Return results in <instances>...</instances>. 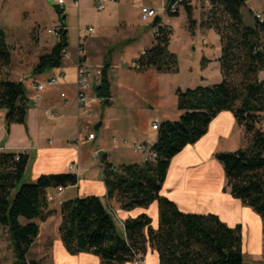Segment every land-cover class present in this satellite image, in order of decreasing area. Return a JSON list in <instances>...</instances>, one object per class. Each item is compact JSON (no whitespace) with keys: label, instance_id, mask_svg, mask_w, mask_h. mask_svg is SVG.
<instances>
[{"label":"trees","instance_id":"1","mask_svg":"<svg viewBox=\"0 0 264 264\" xmlns=\"http://www.w3.org/2000/svg\"><path fill=\"white\" fill-rule=\"evenodd\" d=\"M178 1L185 6L193 31L196 20L188 0H168L166 5L169 8ZM202 1L209 10L201 25L214 29L220 37L222 80L177 90L181 114L177 120L160 123L152 147L157 153L154 160L117 166L103 158L108 199H115L125 210L148 207L157 201L158 226L154 227L152 218L142 213L123 221L121 232L108 202L98 195L77 196L60 206L59 232L70 253L89 252L99 256L101 264H125L138 253L146 255L151 247L157 251L160 264H244L241 224L232 227L214 213L183 211L161 194L171 160L201 139L218 113L232 111L245 131L248 146L215 154L225 171L224 190L264 220V79L259 78L264 71V22H245L241 9L247 0ZM169 12L178 15L179 11ZM62 26L60 39L51 52L40 56L34 74L63 64L62 50L69 41L64 22ZM157 26L154 45L135 59V68L176 73L178 59L169 48L172 27L162 21ZM10 62L11 47L0 27V109L6 111L7 129L13 123L27 126L29 109L23 81L4 74ZM108 68L104 67L97 87L98 96L104 99L111 94ZM28 163L26 153L0 151V253L2 236L8 232L15 264H43L29 257L40 233L35 219L45 221L54 212L48 202L50 193L60 186L76 185L79 178L72 173L43 174L35 182H22Z\"/></svg>","mask_w":264,"mask_h":264},{"label":"crops","instance_id":"2","mask_svg":"<svg viewBox=\"0 0 264 264\" xmlns=\"http://www.w3.org/2000/svg\"><path fill=\"white\" fill-rule=\"evenodd\" d=\"M49 1L53 6H56L53 0ZM78 1V7L74 5L75 0H69V4H71L72 8L78 9L80 15L84 1ZM124 1L126 3H131V5L138 10L140 5L147 4L143 2L140 3L138 0ZM167 1L168 0H164L163 2L167 3ZM67 2L68 0H66L65 5H67ZM109 3L118 5L124 2ZM257 8L261 9L264 13V5H259ZM13 13H15V9H12V3L9 2V0H0V27H2L6 33L7 29L14 27L12 25L15 20ZM121 18H123V15H121ZM162 19V24L170 25L168 19ZM120 20L122 22L121 28L123 29L124 26L126 27L127 32L130 31L127 28L125 20ZM254 22L255 20L253 19V22L246 23L253 24ZM64 24L68 31L66 22H64ZM150 25L153 26L152 23H150ZM79 27H82L80 23ZM194 30L192 32H194ZM93 32H95V30ZM93 32L85 33L83 38L88 61L87 48H90L89 51H94H92L93 57H91L92 61L90 63L104 59L105 56L102 57L100 55L99 46L103 48L102 44L111 41V37L117 39L120 38L118 32V35H115L113 32L114 34L108 33L98 37L90 36ZM140 32L141 34L137 40H141L143 36L142 31ZM121 34H124V32ZM216 35L218 36V41L216 39V41L212 42L210 45L200 48L198 56H195L197 71L192 73V76L196 79L189 87L209 85L222 80L223 75L219 61L221 55V42L219 34L216 33ZM150 42V45L141 48L139 55L136 56V58L154 45V40ZM76 46L71 47L68 45L69 57L63 60V64L60 67L52 68L39 74L33 73L31 75L23 74L22 77H9L16 81L21 80L25 85L26 94L29 98L27 126L13 123L10 125L9 129H7L6 111L0 109V113L2 114L0 117V151L23 152L29 155V163L24 175L27 182H35L43 174H76L79 181L76 185L64 188V191L61 194V198L63 196V201L77 196H100L112 207L118 220L119 231L121 232H124L123 221L130 217H136L142 213H147L152 218L153 226L157 227L159 222V204L157 201H154L148 207H137L132 210H125L121 208L120 203L115 199H108L107 189L103 181V162L100 163L98 157V152L100 150H107L103 142L93 156H97L96 163L99 170H93V172H91L90 168L93 164L84 158V155L86 153L89 154L90 150L83 151L80 149V144L82 142L85 143L86 141H89L86 138L87 133H84L82 128L88 127L89 130L91 124L94 122L96 123L98 120L93 121L90 119L91 116L89 113L92 111L88 107V104L85 107H79L77 104ZM170 50L172 51V48H170ZM60 70H64L65 76L60 78L59 84L55 86H46L43 90L37 89V84L46 81L50 76L58 73ZM153 70L154 69L137 71L140 74H145ZM193 70L194 69L192 68L191 71L194 72ZM259 78L264 79V71L259 73ZM109 82L111 89L110 78ZM126 86L129 87L127 88V92L130 94L131 85L126 83ZM97 87L98 85L95 83L90 91V96L87 101H89V99L91 101H100L101 99L102 103H104L105 99H109L104 105L112 103V95L110 94V97L105 99L98 96ZM186 88L176 87L174 89L176 98L177 90H183ZM62 93H65L66 96L62 97ZM36 95L41 96V102L38 106L33 105V99ZM133 103L134 104L129 101V106H136V103ZM138 108L141 112L150 113L148 114L149 121L147 120V122L144 123L145 129L143 136L136 132L133 120L130 117L131 115L125 112H123L121 118H129L130 125L125 129L121 127L119 129V134L120 136L128 135L133 142H141L150 148L153 147L158 139V129L152 127L153 123L157 122L160 124L166 120H177L181 114V111L177 107V99V110L175 111H171L164 106L160 107V109L152 110L147 109L145 105L142 106L140 104H138ZM48 109L52 110V112L47 111ZM159 110L162 112H159ZM132 111L134 113V109H132ZM154 114L155 116H153ZM262 115L264 118V113ZM99 122H101L99 128H102L104 121ZM150 122L151 125H149ZM74 133H76L79 145H77L78 142L71 144L68 141L69 137L74 135ZM118 139L121 142L126 140L124 137H118ZM246 146H248V139L243 127L238 124L234 113L232 111H222L218 113L212 120L207 133L196 143L185 147L171 160L167 178L162 186L161 194L174 201L183 211L214 213L232 227L241 224L244 264H264V220L251 207L245 205L241 199L235 198L228 190H224L226 185L225 171L222 163L215 157L217 152L235 151ZM115 149L130 150L137 156V159L114 163L108 156V153H106L103 157H107V160L114 165L118 166L121 164H133L144 161L143 156L139 152L129 147L120 145L119 147L115 146ZM70 164H74L75 166H78V168L75 167L71 169ZM69 189H73L74 192L65 194ZM51 209L54 212L45 221L40 222L37 219H35V221L39 222L40 231L44 227L49 228V224H51L52 221L57 222L58 224V231L53 244L54 262L56 264H101L100 257L93 253L80 252L72 254L67 250L59 232V226L62 220L60 206H55ZM146 256L147 264H160L159 255L155 249L150 247ZM125 264L132 263L127 262Z\"/></svg>","mask_w":264,"mask_h":264},{"label":"rangeland","instance_id":"3","mask_svg":"<svg viewBox=\"0 0 264 264\" xmlns=\"http://www.w3.org/2000/svg\"><path fill=\"white\" fill-rule=\"evenodd\" d=\"M83 1L79 15V10L72 8L69 0L67 5L63 6L64 10L62 12L53 6L49 0H9L12 3V9H15V13H13L15 20L12 24L14 27L7 29L6 33L7 43L11 47V62L8 67L4 68V74L8 77H22L23 74H33V69L39 62L40 56L51 52L57 42V37L49 33L48 30L56 29L63 22H66L68 28V41L71 47H75L78 43L79 23L82 28L95 27V32L90 36L98 37L108 33L118 35L117 32L120 34L119 39L111 37V41L102 44L103 48L99 46L100 55L105 56L103 60L100 59L90 63L94 51H89L90 48H87L88 62L94 68V71L100 69L101 74H103L104 67L109 66L107 74L110 76L112 95V103L107 105H104L101 99L100 101L89 99L86 103V106L88 104L92 111L90 119L93 121L98 120L96 123L104 121L103 127L98 130L95 128V122L91 124L87 132L82 129L84 133L94 131L97 135L95 140L80 144L81 150H90L89 154L84 155V158L88 162H92L93 166L90 171L93 172V170H99L97 160L93 161V156L102 142L107 149L104 151L108 153L114 163L137 159V156L130 150L115 149V146L122 145L120 142L119 144L114 143L113 136L115 135L124 137L128 142H133L130 136H120L119 134L121 127L125 129L130 125L129 118H121V115L123 112L131 115L136 132L143 136L144 123L147 120L149 121L148 114L150 113L141 112L138 104L145 105L147 109L152 110L160 109L163 106L171 111L177 110V98L174 89L176 87L186 88L194 83L193 81L196 78L192 76V73L197 71L195 56H198L200 48L210 45L216 39L218 41V36L214 29L201 25L202 20L208 17L209 10V5L202 0H188V4L193 7V18L196 20L194 32L190 29L183 4L178 7V15H172L166 7V2H163L164 0H138L140 3L151 4L156 8L165 7L161 9L159 15L164 20L168 19L169 26L172 27L170 48L177 56L179 67L177 73H163L153 70L140 74L135 68V59L141 48L150 45V41L154 40L155 36L152 33L151 22L141 21L139 10L124 0L120 1L124 3L118 5L108 3L102 11L97 10L99 4L97 0ZM259 5H264V0H247L246 4L243 5L242 13L247 23L253 22L255 12L263 13L261 9L257 8ZM121 15H123V18H121ZM120 19L125 20L130 31L127 32L124 26L123 29L121 28L122 22ZM140 31H142L143 36L141 40H137L141 34ZM123 32L124 34H121ZM84 36L85 33L83 32L82 37L84 38ZM192 68L194 72L191 71ZM126 83L131 85L130 94L127 92L129 87L126 86ZM129 101L132 104L135 102L136 106L130 107ZM132 109H134V113ZM159 112L162 111L159 110ZM149 125H151V122ZM261 125L264 129V120ZM68 141L71 144L77 143L76 133L69 137ZM22 182H27L25 177H23ZM71 192H74V190L69 189L65 194ZM49 204L50 209L61 206L59 202H50ZM57 231L58 224L54 221L49 224V228H42L29 253V257L40 259L43 264H56L53 256V244ZM0 255L1 264H15V252L8 232H4L2 236Z\"/></svg>","mask_w":264,"mask_h":264},{"label":"built area","instance_id":"4","mask_svg":"<svg viewBox=\"0 0 264 264\" xmlns=\"http://www.w3.org/2000/svg\"><path fill=\"white\" fill-rule=\"evenodd\" d=\"M55 5H57L61 10H63V6L66 3V0H53ZM98 1V5H97V10L98 11H102L106 8V5L109 2H120L121 0H97ZM74 5L76 7L79 6V1L75 0ZM165 6V5H164ZM167 7V5H166ZM179 7V1L172 4L169 8L167 7L168 11L171 12H176L177 9ZM165 7L162 8H156L152 5L149 4H142L139 6V10H140V19L143 22H151L153 23L154 19L160 14L161 9H164ZM255 21H259L261 23L264 22V14L260 13V12H255L254 13V18ZM64 27L62 25L58 26L56 29H49L48 32L54 34L57 37V41L60 39L61 37V31ZM79 32H78V43L76 46V100H77V104L79 107H85L87 100L90 96V91L93 88V85L96 83L97 85H99L101 83L102 80V74L100 69H97L96 71H94L93 67L91 66V64L88 62L87 60V56H86V48H85V43H84V39L82 37V33H88V32H93L95 30L94 27H87V28H82L79 27ZM159 31V28L157 25H153L152 26V33L153 35H157ZM69 57V49L68 47H65L62 50V58L63 60L67 59ZM65 76V72L64 70H60L58 73L50 76L46 81L41 82L39 84H37V89L38 90H43L46 86H55L57 84H59V80L60 78H63ZM62 97H65L66 94L62 93L61 94ZM41 102V96L40 95H36L33 99V105L38 106ZM47 111H51L52 110H47ZM90 115H92V112L89 113ZM2 116V114L0 113V117ZM152 127L154 129H159L160 124L157 122H154ZM83 131L87 132L88 131V127L86 128H82ZM96 133L94 131H89L87 133V140L92 141L96 138ZM113 141L115 144H119V142L126 146V147H130L132 149H134L137 152H140V154L143 156L144 160L146 159H151L154 160L157 156V153L152 150V148L147 147L146 145H144L141 142H132L129 143L127 140H123L122 142L118 139L117 136L113 137ZM79 145V142L78 144ZM18 159V158H17ZM97 160V156L94 157V161ZM78 168V166H75L74 164H70V168ZM64 191L63 187H58L56 188L52 193H50L48 195V202L52 203V202H59L60 204L63 203V200L61 199V194ZM123 224V223H122ZM132 264H147V256L141 253L136 254L134 260L131 262Z\"/></svg>","mask_w":264,"mask_h":264},{"label":"water","instance_id":"5","mask_svg":"<svg viewBox=\"0 0 264 264\" xmlns=\"http://www.w3.org/2000/svg\"><path fill=\"white\" fill-rule=\"evenodd\" d=\"M161 21H162V18H161L160 15H158V16L154 19V21H153L152 24H153V25H157V24L160 23ZM108 101H109V99H105L104 104H106ZM100 126H101V122H98V123L96 124L95 128L98 130ZM106 153H107V152L104 151V150H100V151L98 152V157H99V161H100V163L103 162V158H104L103 156H104Z\"/></svg>","mask_w":264,"mask_h":264}]
</instances>
